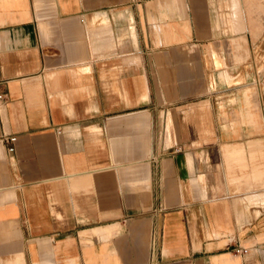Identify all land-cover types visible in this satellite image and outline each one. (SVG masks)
Returning <instances> with one entry per match:
<instances>
[{"label":"crops","instance_id":"obj_1","mask_svg":"<svg viewBox=\"0 0 264 264\" xmlns=\"http://www.w3.org/2000/svg\"><path fill=\"white\" fill-rule=\"evenodd\" d=\"M0 93V264H264V0H0Z\"/></svg>","mask_w":264,"mask_h":264},{"label":"built area","instance_id":"obj_2","mask_svg":"<svg viewBox=\"0 0 264 264\" xmlns=\"http://www.w3.org/2000/svg\"><path fill=\"white\" fill-rule=\"evenodd\" d=\"M2 97V93H0V98ZM6 138V137H5ZM15 137L12 135V136H7V140L8 141H12ZM8 150H12L13 147L11 145H9L7 147ZM233 251L236 252V253H243L246 251V248L245 247H242V246H239V245H236V246H233Z\"/></svg>","mask_w":264,"mask_h":264}]
</instances>
